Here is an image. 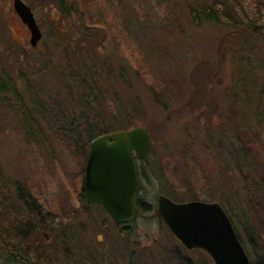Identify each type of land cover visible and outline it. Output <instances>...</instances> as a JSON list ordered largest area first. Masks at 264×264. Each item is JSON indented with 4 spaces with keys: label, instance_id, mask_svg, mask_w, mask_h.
<instances>
[{
    "label": "rangeland",
    "instance_id": "374dc122",
    "mask_svg": "<svg viewBox=\"0 0 264 264\" xmlns=\"http://www.w3.org/2000/svg\"><path fill=\"white\" fill-rule=\"evenodd\" d=\"M22 1L42 38L31 47L13 0H0V227L45 199L66 216L35 230L53 242L52 264H214L169 232L155 200L216 202L264 264V28L240 36L264 25V0ZM250 90L261 101L247 102ZM136 127L151 139L136 163L145 209L115 225L72 185L91 140ZM0 264L25 263L3 253Z\"/></svg>",
    "mask_w": 264,
    "mask_h": 264
},
{
    "label": "water",
    "instance_id": "95a60500",
    "mask_svg": "<svg viewBox=\"0 0 264 264\" xmlns=\"http://www.w3.org/2000/svg\"><path fill=\"white\" fill-rule=\"evenodd\" d=\"M12 10L28 29L30 46L36 47L42 33L32 9L22 0H13ZM150 145V135L142 127L93 139L84 169L85 205H101L115 225L133 221L141 187L134 160L144 159ZM155 205L157 216L184 248L205 252L214 264H250L220 204L198 200L177 203L159 195Z\"/></svg>",
    "mask_w": 264,
    "mask_h": 264
},
{
    "label": "trees",
    "instance_id": "16d2710c",
    "mask_svg": "<svg viewBox=\"0 0 264 264\" xmlns=\"http://www.w3.org/2000/svg\"><path fill=\"white\" fill-rule=\"evenodd\" d=\"M260 8L264 10V6L260 5ZM201 13H202V16H200V18L204 20L212 21V22H216L219 20V17H218L219 13L217 11L215 12L213 9H209V10L203 9ZM263 28H264V25L255 26V24H246L241 29L240 36L254 38L256 36L255 30L263 29ZM7 84L8 82L4 84L0 82V92L6 90L5 86ZM8 90L10 89L8 88ZM262 90L263 88H261L260 91ZM248 92H249L248 96L245 97V100L247 102L253 101L257 103L261 101V97L260 99L256 98L255 95H252L251 90ZM245 93L247 94V91H245ZM256 99L258 100L256 101ZM104 134H107V133H104ZM88 136H91V135L88 134ZM77 150L81 154L83 152V147L79 146ZM84 154L85 153L82 154L83 157H84ZM245 184L246 183H244V185ZM246 186L249 190H251L252 187H254L253 185L251 188H249L248 184ZM72 187L74 190L78 191V193L75 192V194L77 195L76 197L77 198L79 197L77 203L83 204V200L85 196H84V187H83L82 180L78 178L75 182H73ZM252 190L259 192V188H254ZM18 194L22 197L21 193L18 192ZM30 194L32 196H35L34 198L38 199V195L36 193H33L30 191ZM186 199L191 200L190 197L185 198V200ZM35 201L32 199L33 205H31L30 207L27 206V210L29 211V216L24 219L25 221L23 220L20 212H16L12 215L15 217L12 220H10L13 225L12 227L11 226L3 227V228L0 227V254H3V253L9 254L12 260L13 259L18 260V261L20 260L25 264H52L53 259H51V257H53V249H52L54 247L53 242L46 243L45 239L39 240L37 238V234L35 230L38 228L43 229V230L44 228L51 229V230L60 228L62 225V221L65 222L66 220L64 219L66 218L64 214L65 212L64 210L52 211L50 208H48V202L45 199L39 200V202H36V204H35ZM11 207H13V205ZM83 207H85V203L83 204ZM138 207L139 209H143V210L145 209V207L143 206V203L140 200H138ZM0 224H1V219H0ZM13 227H15L16 233L12 234L11 236L4 237L3 236L4 233L8 232V230Z\"/></svg>",
    "mask_w": 264,
    "mask_h": 264
},
{
    "label": "flooded vegetation",
    "instance_id": "af4514ba",
    "mask_svg": "<svg viewBox=\"0 0 264 264\" xmlns=\"http://www.w3.org/2000/svg\"><path fill=\"white\" fill-rule=\"evenodd\" d=\"M138 160H141V159H135L134 160V163H135V167H136V171H137V166H136V163ZM138 175V174H137ZM139 178V177H138ZM84 201H85V197H84ZM137 206H138V200H137ZM79 207H82V206H79ZM87 207V206H85ZM90 207V206H89ZM88 208V207H87ZM139 208V207H138ZM27 212V206L24 204L22 205V207H20V214L22 216V218L24 217V213ZM24 220V219H23ZM25 221V220H24Z\"/></svg>",
    "mask_w": 264,
    "mask_h": 264
}]
</instances>
